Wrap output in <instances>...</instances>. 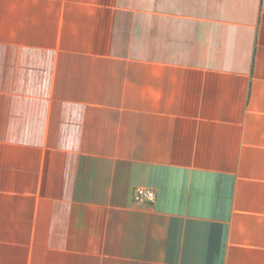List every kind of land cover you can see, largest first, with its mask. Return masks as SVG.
Segmentation results:
<instances>
[{"label": "crops", "instance_id": "0c3cea01", "mask_svg": "<svg viewBox=\"0 0 264 264\" xmlns=\"http://www.w3.org/2000/svg\"><path fill=\"white\" fill-rule=\"evenodd\" d=\"M0 264H264V0H0Z\"/></svg>", "mask_w": 264, "mask_h": 264}, {"label": "built area", "instance_id": "2783aa9c", "mask_svg": "<svg viewBox=\"0 0 264 264\" xmlns=\"http://www.w3.org/2000/svg\"><path fill=\"white\" fill-rule=\"evenodd\" d=\"M134 200L138 203H152L156 200V192L150 189L138 188L135 191Z\"/></svg>", "mask_w": 264, "mask_h": 264}]
</instances>
